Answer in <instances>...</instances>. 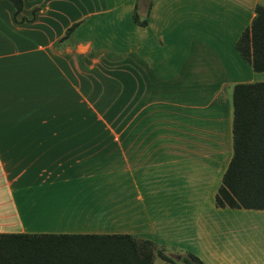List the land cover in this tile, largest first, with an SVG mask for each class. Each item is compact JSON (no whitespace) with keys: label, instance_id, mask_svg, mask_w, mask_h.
I'll return each mask as SVG.
<instances>
[{"label":"crops","instance_id":"0c3cea01","mask_svg":"<svg viewBox=\"0 0 264 264\" xmlns=\"http://www.w3.org/2000/svg\"><path fill=\"white\" fill-rule=\"evenodd\" d=\"M135 4L22 0L13 16L2 0L0 233L129 234L170 251L199 209H243L214 195L232 88L264 81L234 46L264 0H153L137 21Z\"/></svg>","mask_w":264,"mask_h":264},{"label":"trees","instance_id":"16d2710c","mask_svg":"<svg viewBox=\"0 0 264 264\" xmlns=\"http://www.w3.org/2000/svg\"><path fill=\"white\" fill-rule=\"evenodd\" d=\"M6 1L15 16L22 0ZM254 10L234 46L252 70L264 71V8ZM132 16L137 21V15ZM231 107L232 153L214 203L264 210V81L235 84ZM154 255L169 262L153 242L129 234L0 233V264H151ZM183 263L202 264L193 255Z\"/></svg>","mask_w":264,"mask_h":264},{"label":"rangeland","instance_id":"374dc122","mask_svg":"<svg viewBox=\"0 0 264 264\" xmlns=\"http://www.w3.org/2000/svg\"><path fill=\"white\" fill-rule=\"evenodd\" d=\"M152 1L136 0L133 14L138 15L139 19H146ZM0 10H2V0H0ZM71 68L72 71L85 69L86 72H93L95 69L90 65L86 67L72 65ZM103 120H106L105 116ZM198 212V221L192 225H184L181 229V235L178 238L180 242L177 243L180 250L165 251L158 248L162 253H169V262L184 264L183 258L188 257L185 255L197 257L196 254L206 262H210L215 260V258L208 257L210 253L226 255L241 250L250 258L264 264V210L240 209L212 212L204 207ZM197 258L203 264L201 258ZM152 264L164 263L158 258H153Z\"/></svg>","mask_w":264,"mask_h":264}]
</instances>
